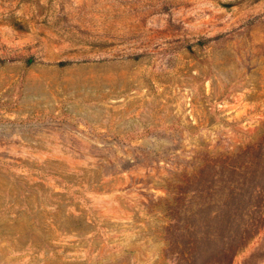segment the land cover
<instances>
[{"label": "rangeland", "instance_id": "374dc122", "mask_svg": "<svg viewBox=\"0 0 264 264\" xmlns=\"http://www.w3.org/2000/svg\"><path fill=\"white\" fill-rule=\"evenodd\" d=\"M0 264H264V0H0Z\"/></svg>", "mask_w": 264, "mask_h": 264}, {"label": "trees", "instance_id": "16d2710c", "mask_svg": "<svg viewBox=\"0 0 264 264\" xmlns=\"http://www.w3.org/2000/svg\"><path fill=\"white\" fill-rule=\"evenodd\" d=\"M31 60H32L31 57H27L24 61H25V63H29ZM67 62H69V61L68 60H60V61H58L56 63L59 64V65H63L65 63H67Z\"/></svg>", "mask_w": 264, "mask_h": 264}]
</instances>
